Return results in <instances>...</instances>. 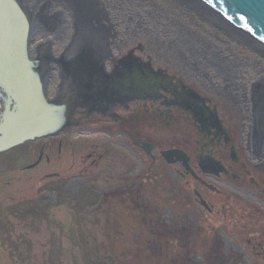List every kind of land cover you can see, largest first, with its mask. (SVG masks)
I'll list each match as a JSON object with an SVG mask.
<instances>
[{
	"label": "flooded vegetation",
	"instance_id": "af4514ba",
	"mask_svg": "<svg viewBox=\"0 0 264 264\" xmlns=\"http://www.w3.org/2000/svg\"><path fill=\"white\" fill-rule=\"evenodd\" d=\"M96 1L97 21L82 23L67 0H16L27 20L33 82L48 107L59 110V130L39 139L61 138L62 142L90 137L87 159L105 168V163L117 164L123 158L114 144L124 147L129 141L127 151L136 159L143 156L146 166L126 173L125 179L120 173L118 198L124 193L133 197L143 185L151 190L160 181L181 192L187 189L189 198L176 197L184 204V215L193 217L191 207L195 211L198 205L239 238L230 241V236L221 235L226 242L221 252L229 256L228 264H264V108L257 105L255 93L264 85L263 58L232 59L229 50L224 49L222 56L223 48L209 43L204 52L211 53L210 60L199 61L191 44H184L181 36L154 20L147 0ZM139 39L149 41L147 52L159 55L161 63L174 61L183 76L159 69L162 74L155 77L150 62L146 65L135 54L132 45ZM140 66L143 78L141 74L126 78L128 68ZM139 77L142 82L136 85L138 81H133ZM155 80L161 82L153 93L149 89L155 88ZM227 84L235 90L227 91ZM11 100L0 83L2 113L7 103L14 106ZM176 138H180L178 145L162 148L159 144ZM98 140L103 142L101 152ZM171 149L181 152L165 156ZM82 173L67 180L74 185L68 192L73 197L77 192V202L88 204L86 211L101 208L104 212V199L114 198L116 191L101 194L90 204V196H97L95 185H86L90 174ZM76 200L72 205H77Z\"/></svg>",
	"mask_w": 264,
	"mask_h": 264
},
{
	"label": "rangeland",
	"instance_id": "374dc122",
	"mask_svg": "<svg viewBox=\"0 0 264 264\" xmlns=\"http://www.w3.org/2000/svg\"><path fill=\"white\" fill-rule=\"evenodd\" d=\"M117 30L124 32L122 27L117 26ZM140 44L143 50L137 48ZM132 46L138 58L146 65L150 62L156 74H162L157 72L162 69L183 76L174 61L161 63L159 55L147 52L151 49L149 41L139 39ZM230 85L224 88L235 90ZM1 115L0 109V118ZM89 138L62 142L61 138H38L0 153V264H228L229 256L221 252L226 243L220 240L221 235L230 236V241L239 238L232 236L222 220L216 221L198 205L195 211L191 207L193 217L184 215V204L177 198L180 194L188 197L187 189L182 193L169 184L170 191L166 181L154 183L151 190L148 185L139 187L134 200L125 193L118 198L117 190L125 174L144 170L146 159L133 157L126 149L131 146L128 141L129 146L114 144L123 155L117 164L105 163L106 168L103 163L94 164L87 159L92 141ZM96 144L101 152L103 142L98 140ZM159 144L171 147L180 144V138ZM89 166L88 172L84 171ZM80 172L90 174L84 180L86 185H95L92 188L97 196H90V204L97 202L101 194L116 191L114 198L104 199L106 213L101 208L86 211L88 204L77 202V192L76 197L68 192L74 188L69 178ZM90 189H86L88 194ZM75 200L76 206L72 205ZM180 222L187 231L173 233Z\"/></svg>",
	"mask_w": 264,
	"mask_h": 264
},
{
	"label": "water",
	"instance_id": "95a60500",
	"mask_svg": "<svg viewBox=\"0 0 264 264\" xmlns=\"http://www.w3.org/2000/svg\"><path fill=\"white\" fill-rule=\"evenodd\" d=\"M67 1L69 5L79 6L81 13L84 12L87 2L82 0H78L79 2L77 0ZM191 1L204 9H209L221 22L229 25L234 30H238L264 51V0ZM88 3L89 7L93 8L98 1L88 0ZM15 26L20 28L17 35L14 31ZM10 28L13 29L12 33H10ZM26 28V17L16 0H0V83L7 87L13 97V102L12 100L11 102L15 105L13 111L5 112L0 120V153L36 140L38 137L48 136V130H51L50 127H46L44 124L47 104L40 96V90L32 78V71L27 57ZM23 70L26 72L24 75H22ZM155 76H159V73ZM20 79L26 81V89H24V85H22V88L20 87ZM154 82L156 83L155 88L149 89L153 93L159 89L158 82L161 81L155 80ZM261 87L260 90L255 92L258 95L256 101L259 103L263 97L261 105L258 103L257 105L264 108V85ZM30 93H32V97L29 95ZM45 129L47 132L44 131ZM180 152L181 150L171 149L165 151L164 155L169 157L174 154L178 155Z\"/></svg>",
	"mask_w": 264,
	"mask_h": 264
},
{
	"label": "bare ground",
	"instance_id": "6f19581e",
	"mask_svg": "<svg viewBox=\"0 0 264 264\" xmlns=\"http://www.w3.org/2000/svg\"><path fill=\"white\" fill-rule=\"evenodd\" d=\"M82 1L87 2L85 4L84 12L81 13L79 10V6L76 5L78 7H75V5L73 4L74 10L73 9L72 10L74 11V15L80 16L79 22H82V23L86 21L92 22L93 20L91 18H93L95 20L94 22H96L97 18L99 17V14L95 16V14L98 12V9L95 6H93V8H90L88 0L87 1L82 0ZM147 2L152 8V15H153L154 20L156 22L166 20L165 21L166 23H161L163 26V29L166 31L169 30L170 32L172 31L173 34H177L181 36L182 37L181 40L184 44H191L192 47L195 49L194 54L197 60L203 61V62H205L206 60H210L211 53L210 52L205 53L204 50L207 49L206 44L211 43L215 46H220V48H223L222 56L225 55L224 49H227L229 50L232 56V59H235L238 57L239 59L246 60V58H248L247 56L256 55V57L263 58L262 60L264 62V51L261 48H259V46L254 44L251 40L246 38L244 35H242L238 30H234L229 25H226L223 22H221V20H219L215 15H213V13L209 11V9H204L203 7H201L197 3L192 2L191 0H147ZM151 2H153V4H151ZM81 10L83 11V9ZM154 12H155V15H154ZM172 20L174 21V24L171 23ZM19 30L20 28L15 26V30H14L15 35H17ZM12 32H13V29H11L10 33ZM177 59H179V56H177ZM252 59H255V58L253 57ZM251 68H253L252 65H251ZM254 68H258V67H254ZM141 69H142V66H140L138 69H133V70L128 68V71L130 72H127L128 77L126 78H129V79L135 78V77H138L139 74H141V77H142ZM260 70L264 71V65L263 67L260 66ZM131 72H134V73L131 74ZM24 74H26L25 70H23L22 75ZM260 74H262V76L264 77V72H261ZM25 78L27 77L25 76ZM134 82H137L136 85H138V83L140 84L142 82V79H140V77L136 78L134 79L133 83ZM19 84L21 88H22V85H24V89H26V84H27L26 81L20 79ZM40 94H41L40 96L43 97L44 99L43 94L41 92ZM29 95L32 97V93H30ZM14 106L11 108L10 103H7L5 110L1 115V118L3 117L5 112L13 111ZM46 107H47L46 109L47 112H46V118H45L44 124L46 127L51 128V130H48L49 132L47 133V135H49V134L55 133V131L59 129V123L57 120L58 114H56V111H59V110H55L54 108L53 109L49 108L47 105ZM46 129L44 131L47 132ZM38 138H41V137H38Z\"/></svg>",
	"mask_w": 264,
	"mask_h": 264
},
{
	"label": "trees",
	"instance_id": "16d2710c",
	"mask_svg": "<svg viewBox=\"0 0 264 264\" xmlns=\"http://www.w3.org/2000/svg\"><path fill=\"white\" fill-rule=\"evenodd\" d=\"M36 209H38V208H36ZM37 212V211H36ZM34 213H35V211H34ZM38 213V212H37ZM36 214V213H35ZM38 215V214H37ZM183 228L181 227V226H178V230H174V232L173 233H177V234H179V233H182V230Z\"/></svg>",
	"mask_w": 264,
	"mask_h": 264
}]
</instances>
